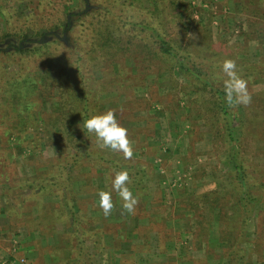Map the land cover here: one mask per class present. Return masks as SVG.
<instances>
[{
  "label": "rangeland",
  "instance_id": "obj_1",
  "mask_svg": "<svg viewBox=\"0 0 264 264\" xmlns=\"http://www.w3.org/2000/svg\"><path fill=\"white\" fill-rule=\"evenodd\" d=\"M48 1L50 6L45 8L49 9L56 0H0V11L5 9L14 27L26 26L29 22L22 17L43 10ZM57 1L58 8L70 3ZM119 1L89 0L87 4L97 11L99 5L107 6L126 21H150L187 50L204 74L218 65L216 86L226 79L220 67L223 60H236L252 99L248 105L233 106L238 114L234 121H247L246 133L239 123L235 132L243 144L246 190L260 201L250 215L242 211L241 187L226 159L232 144L225 143L212 127L214 119L207 103L213 96L207 88H197L195 80L172 71L160 60L144 67L148 61L133 64L129 56L120 62V78L111 76L99 102L118 113V122L128 129L133 155L125 159L93 136V152L104 157L79 158L68 171V185L62 179L44 190L35 183L26 186L27 179H58L65 172L58 167L59 161L71 152V145L65 133L60 139V131L54 130V118L39 112L38 118L45 117V121L37 127L28 124L26 130L21 120L26 119V111L8 114L12 104L19 103L17 97L8 93L10 97L3 99L0 264H220L227 255L235 257L233 250L239 247L246 252L245 264H264V0H128L123 6ZM106 16L97 14V23L106 24ZM5 22L0 14V37ZM76 24L72 38L86 37L85 24ZM143 51L139 57H149ZM49 57L38 58L39 62L43 59L37 71L43 79L60 61ZM4 61H9L11 73L18 70L17 56L0 52V62ZM247 71L252 74L245 77ZM132 75H137L135 81ZM41 94L38 89L29 91L22 105L50 110ZM26 136L41 138L40 143L28 147ZM55 138L59 143H52ZM122 169L129 172V187L138 198L135 213L124 210L119 195L113 192L114 208L105 216L98 192L111 191V178ZM69 190L80 214L79 229L67 206ZM207 221L215 223L212 233L224 245L208 244Z\"/></svg>",
  "mask_w": 264,
  "mask_h": 264
},
{
  "label": "trees",
  "instance_id": "obj_2",
  "mask_svg": "<svg viewBox=\"0 0 264 264\" xmlns=\"http://www.w3.org/2000/svg\"><path fill=\"white\" fill-rule=\"evenodd\" d=\"M56 1L49 9H46L45 6H50L51 3L48 1V4H44L43 10L34 12L35 16H23L26 23L29 22L26 26L22 24L14 27L6 18L5 9L2 8V12L0 11V14L4 15L7 20V23L5 22L7 27L2 28L4 31L1 32L0 52L6 53L9 57L20 58L18 70H14L12 73L7 70V66H10L9 61H4V64L0 62V78H2L0 81V105L4 102L3 99L15 95L19 103H13L8 114L17 115L15 112L22 114V111H26L28 114H26V119H21L26 123V130L31 124L37 127L40 121H45V117L38 118L39 112L54 118L56 121L54 130L60 131V139L65 133L66 141L72 149L64 159L59 161L61 163L58 167L64 168L65 172L58 179L49 180L46 177H38L33 181L27 179L26 186H33L35 183L39 189L44 190L56 186L62 179H67L68 185V171L79 158L104 157L102 153L95 154L93 152L91 146L94 144L91 138L95 135L84 129L83 122L93 114L108 110L100 104V95L105 91L112 75H114V79L120 78L123 72L120 62L130 56L133 64L139 65L140 60L148 61L144 67H149L155 60H160L172 71L175 69L185 77L195 80L197 88H207V91L211 93L213 97L209 98L207 109L214 119L212 127L215 128L217 134L222 136L225 143L227 142L229 146L232 144V148L226 154V159L231 163V170L241 187L242 211L245 214L251 213L260 198L246 190L248 184L243 144L240 143L239 136L235 132L239 123L242 124V130L246 133L247 121H234L238 114L234 107L227 105L224 100L223 83L220 86H216L214 83L217 81V77H220L217 70L218 65L211 66L210 72L204 74L197 61L191 57L187 50L166 38L148 20L144 23L139 20L126 21L120 15L112 13V9L106 8L107 6L99 5V10H94L95 7H90L87 4L89 0H69L70 3L64 2L61 8L57 7L58 1L57 3ZM126 1L128 0L118 3L123 6ZM53 12L54 14L51 16L50 14ZM102 13L107 15L108 22L106 24H98V20L95 18L97 14L101 16ZM31 17L38 20H29ZM38 21L40 23L36 24ZM42 22L44 23L42 24ZM76 23L85 24L86 37L80 36L78 40L72 38ZM143 32L144 34H142ZM140 41L142 42L138 43ZM143 50L148 53L149 57L143 55L139 57L138 54ZM42 55L50 56L49 58H60L59 64L54 68L50 67V72L44 79L37 72L42 66L43 59L40 62L38 60ZM97 72L100 73V76H97ZM251 74L252 72L247 71L244 76ZM136 77L137 75H132L131 79L135 81ZM3 82L4 84H1ZM35 89L42 91L43 101L47 103L50 110L43 108L36 110V108L32 109L29 104L22 105L28 99L27 93ZM8 93L11 95L8 96ZM115 113L117 116L116 110ZM203 114L207 117L205 110ZM17 124L19 125L18 130L21 131V122L18 121ZM4 127L7 128L5 124ZM26 138L29 139L27 136ZM27 139L26 145L29 147L31 143L38 145L41 138ZM60 139L55 138L52 143H59ZM45 141L48 142V140ZM67 167L69 168L67 169ZM53 174L55 175V173ZM51 177H53L52 174ZM71 197L69 190L66 195L67 206L75 228L79 229L78 217L80 214H77V208ZM249 215L244 216L243 221H247ZM78 240L81 242L82 238L79 236ZM233 252L235 257L227 255L222 264H245V250L239 247Z\"/></svg>",
  "mask_w": 264,
  "mask_h": 264
},
{
  "label": "clouds",
  "instance_id": "obj_3",
  "mask_svg": "<svg viewBox=\"0 0 264 264\" xmlns=\"http://www.w3.org/2000/svg\"><path fill=\"white\" fill-rule=\"evenodd\" d=\"M220 67L226 77L223 80V93L227 105L250 104L252 97L248 89V81L239 74L236 60L226 58ZM83 127L88 133L98 137L103 147L121 152L125 159L132 157L133 149L128 137V129L118 122L115 110L108 109L91 115L84 120ZM129 182V172L122 169L111 178V191L98 192L99 207L105 216L110 215L114 208L113 192L119 195L124 210L129 214L135 213L138 198L129 187Z\"/></svg>",
  "mask_w": 264,
  "mask_h": 264
},
{
  "label": "crops",
  "instance_id": "obj_4",
  "mask_svg": "<svg viewBox=\"0 0 264 264\" xmlns=\"http://www.w3.org/2000/svg\"><path fill=\"white\" fill-rule=\"evenodd\" d=\"M192 211H193V210H192ZM214 211H215V213H214V215H213V216H214L213 218L217 219L216 210H214ZM206 224L209 225V226H208V227H209L208 229H210V235L207 234V236H206L207 239H208V244H210V243L218 244V243H219V244H221V245H224L226 242H225L224 240H221V241H220V240L218 239V234H217V233H216V234L212 233V232L214 231V227H215L214 224H215V223H213V222H210V223H209V222L207 221ZM203 225H204V224H203ZM201 246L204 247V246H205V243H201ZM206 250H207V249H206ZM202 251H204V253H206V252H205V248L202 249ZM253 258H254V257H253ZM220 261H221V260H220ZM220 264H222V262H221Z\"/></svg>",
  "mask_w": 264,
  "mask_h": 264
}]
</instances>
